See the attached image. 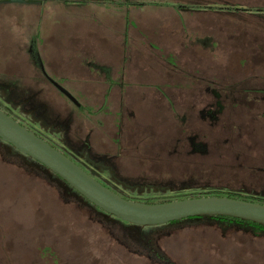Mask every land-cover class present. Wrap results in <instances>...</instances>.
Wrapping results in <instances>:
<instances>
[{
	"label": "rangeland",
	"instance_id": "374dc122",
	"mask_svg": "<svg viewBox=\"0 0 264 264\" xmlns=\"http://www.w3.org/2000/svg\"><path fill=\"white\" fill-rule=\"evenodd\" d=\"M30 1L0 0V77L7 82L0 87L2 111L130 201L157 204L212 192L264 197V174L258 172L264 170V105L223 104L215 121H209L199 116L205 107L201 98L181 95L206 61L216 65L215 73L236 72L215 79L222 85L238 83L240 96L262 95L264 0H114L133 7L124 9L129 13L128 56L112 81L108 73L118 57L114 53L122 48L107 51L112 42L106 38L98 44L87 17L98 0L84 5L41 0L37 7ZM117 13L116 19H124ZM196 19L200 30L188 32L192 26L186 25L181 35L183 22ZM206 32L215 40L214 59L186 60V55L211 54L195 42ZM80 33L86 36L84 44L76 37ZM177 42L189 53L176 50ZM98 50L104 52L95 56ZM68 52L78 56L69 58ZM121 74L124 81L118 82ZM245 76L247 81L240 83ZM50 78L83 109L58 92ZM15 83L26 89L6 88ZM108 88L113 91L106 98ZM166 90L171 98V92L179 93V102L194 103L183 110L182 126L174 120L175 110L168 112L172 105ZM213 94L219 95L218 90ZM208 101L209 109L218 110L213 109L217 99ZM191 135L205 147L204 154L191 151ZM74 202L36 163L0 144V264H157L137 253L143 246L136 239L150 230L135 232ZM209 222L194 219L169 228L166 236H152L175 264H264V235Z\"/></svg>",
	"mask_w": 264,
	"mask_h": 264
},
{
	"label": "water",
	"instance_id": "95a60500",
	"mask_svg": "<svg viewBox=\"0 0 264 264\" xmlns=\"http://www.w3.org/2000/svg\"><path fill=\"white\" fill-rule=\"evenodd\" d=\"M76 106L66 90L54 84ZM0 140L41 164L63 180L96 208L130 225L161 227L192 218L225 217L264 227V205L228 197H200L160 204H146L122 198L85 172L65 154L39 138L0 109Z\"/></svg>",
	"mask_w": 264,
	"mask_h": 264
},
{
	"label": "crops",
	"instance_id": "0c3cea01",
	"mask_svg": "<svg viewBox=\"0 0 264 264\" xmlns=\"http://www.w3.org/2000/svg\"><path fill=\"white\" fill-rule=\"evenodd\" d=\"M37 1H41V0H37ZM73 1H75V2L76 1H83V3H80L81 5L89 3L86 0H73ZM104 1H108V2L104 3ZM93 3L94 4L92 6H94V5H99V6H96L95 8H91L92 10L87 11V17H88V24L93 27L94 33L98 36L96 38L98 44H100L102 38H106V39H109L110 42H112V44H110V48H109L110 50H107V51H112L114 53L113 48L118 47V45L122 48V51H119L121 55L118 52L116 54L114 53V55H118V57H117L116 61H114V60L112 61L113 70L111 69L108 73L109 81H112V80H110L112 78L111 76L113 75L114 72H117V73L121 72V70L123 69V67L125 65V60L128 56V55H126L124 48L126 45L125 37L129 33V29L127 26L129 24V22H128L129 13L127 10H124V9H127L128 7H133V5H129L130 3H127L126 1L120 3V2L114 1V0H98V1H94ZM39 5H42V4L40 3ZM117 12H121L124 15V19L121 17L122 21L124 22L123 26H122V32L120 31V20H121V18H119V19L115 18L116 16H118ZM102 15L104 17H107V19L104 18ZM199 19H203V18H199ZM199 19H196V21L191 20V22L188 24H185L183 22L182 29L180 30V34L182 35L184 33L183 31L186 30V25L192 26V28H190V30L188 32L192 33L193 31H196L197 29L200 30L199 29L200 23L198 21ZM112 24H116V26L112 27L111 26ZM83 26H88V25H83ZM80 34L79 35L76 34V37L80 36L81 43L84 44V41L86 40V36L82 35L84 33H82L81 35ZM171 34H176V33H171ZM121 38H123V42H124L123 45L119 44V42L121 41ZM132 41L133 40H131L130 42H132ZM214 41H215L214 38L210 37L209 33H207V32L204 33L203 37L195 39V42H196L197 46H199L201 48V51L202 50H206V51L208 50V51H210L211 54L199 52L196 55H186L185 59L186 60L191 59V60L195 61L196 59L197 60H204L205 58H207L209 60V58L212 57V60H213L214 55H215V53L212 51V48L214 47V45H213ZM88 43H90V41H88ZM114 44L116 46H114ZM194 46H195V43H192L190 45V48L194 47ZM91 49L97 50V48H95L94 46H92ZM176 50L181 51L183 54H185V52H186V54L189 53V52L187 53V49H185V47L183 45H180L179 42H177ZM178 51H176V52H178ZM94 52H95V56H97V53H102L104 51L98 50V51H94ZM167 52H168V50H167ZM161 54L162 53H160L159 56H161ZM131 55H133V53H131ZM165 55H166V53L164 54V56ZM176 55H179V54L176 53ZM66 56L69 58H75L78 56V54H77V52H75L73 54L71 52H68V54ZM206 63H207L206 66H201L199 63V66H201V67L195 73L193 72V74L189 77L191 82L189 84H186L185 88H186L187 93L186 94L181 93V95H185L187 98H190V99L210 98L213 96V94L210 92H204V93L194 92L191 94V91H193V90L208 89L210 87L209 86L210 82L212 80H215L213 77H214V74L216 71L215 70L216 65H214V67H210V64L208 63V61H206ZM121 66H122V69H121ZM116 68L118 69L117 71H116ZM93 70L97 71V69H93ZM156 70L157 69H154V72H157ZM193 70H195V69L193 68ZM224 75L225 74H223V76ZM74 76H78V77H75L78 82L84 81V78L80 76V71L74 70ZM117 79H118V82L124 81V77L122 74H121V77H117ZM196 79H198L197 83L195 82ZM195 84H198V85H195ZM190 86H191L192 90L189 89Z\"/></svg>",
	"mask_w": 264,
	"mask_h": 264
},
{
	"label": "trees",
	"instance_id": "16d2710c",
	"mask_svg": "<svg viewBox=\"0 0 264 264\" xmlns=\"http://www.w3.org/2000/svg\"><path fill=\"white\" fill-rule=\"evenodd\" d=\"M65 3H83V1H74V2H69V0H64ZM108 1H104V3H107ZM118 5V4H117ZM136 5V4H135ZM236 10V9H235ZM83 109V108H82ZM7 114V113H6ZM10 116V114H7ZM11 117V116H10ZM12 118V117H11ZM13 119V118H12ZM16 120V119H14ZM17 122H19L18 120H16ZM20 123V122H19ZM22 126H24L22 123H20ZM29 131L30 130L28 127H26ZM33 132V131H32ZM35 133V132H34ZM39 138L43 139L42 137H40V135H38L37 133H35ZM45 140V139H43ZM46 141V140H45ZM48 142V141H46ZM0 144H4V142H2L0 140ZM52 147L56 148L57 150H59L56 146H54L53 144L49 143ZM5 145L11 147L10 145L6 144ZM12 148V147H11ZM13 149V148H12ZM17 153H19L17 150H15ZM21 156L25 157L26 159L31 160L32 162L36 163L42 170L44 173H46L47 177L50 179V181H53L57 188L61 191V195L63 194L64 196L70 198L71 200H74L79 207L82 208H87L89 210V212L93 213L94 215L96 214L97 217L99 218H106V219H110L112 223L114 224H119L120 226H126V227H130L133 229V231L137 232L139 229H144L142 227H138V226H134V225H130L126 222H123L119 219H116L113 216H110L108 214H106L105 212H103L102 210L96 208L94 205H92L91 203H89L86 199H84L83 197H81L76 191H74L71 187H69L63 180H61L58 176L48 172L46 170V168L44 166H42L41 164L35 162L34 160L30 159L27 156L22 155L21 153H19ZM105 186V185H104ZM116 193V192H115ZM118 194V193H117ZM119 196H121L122 198L127 199L125 196H123L122 194H118ZM210 196H217V197H228V198H233V199H239V200H244V201H249V202H253V203H259L264 205V197H249V196H244L242 194H240L239 192H227V193H211L209 195H205V196H198L197 198L200 197H210ZM187 199V198H184ZM137 201V200H136ZM135 201V202H136ZM146 204H154V203H150L148 201H144ZM166 202H171L170 200H162L160 202H158L157 204L160 203H166ZM194 219H201V220H207L210 221L209 223H223L225 225H227L230 229L233 226H242L244 228H248L249 231H251V233L255 236V237H260L264 235V227L251 223V222H245V221H241V220H237V219H232V218H225V217H203V218H192V219H187V220H183L180 222H174V223H170L168 225L165 226H161V227H148L145 229H148L149 233L145 236H140V238H137V242L139 243V248L141 246H143V250L141 249L140 251H137V253H139L140 255H144L145 257H147L151 262L157 263V264H175L174 262H172L167 255L160 249L159 245L155 244V238L154 237H160V235L162 236H166L168 235L166 232H170L169 230L175 229V227H177V225L182 224L180 227H183L186 224H192L194 223ZM179 227V228H180ZM172 228V229H169ZM144 229V230H145ZM153 235V236H152ZM138 237V236H136Z\"/></svg>",
	"mask_w": 264,
	"mask_h": 264
},
{
	"label": "flooded vegetation",
	"instance_id": "af4514ba",
	"mask_svg": "<svg viewBox=\"0 0 264 264\" xmlns=\"http://www.w3.org/2000/svg\"><path fill=\"white\" fill-rule=\"evenodd\" d=\"M69 2H71V1H69ZM24 3V2H23ZM33 3H36L37 5L35 6ZM41 3V1H37V0H31L30 1V5H32V6H34V7H37L39 4ZM1 15H3V13L1 14ZM0 15V16H1ZM171 52V51H170ZM166 56V55H165ZM176 56H178V55H176ZM162 57H164V55H161L160 56V58H162ZM191 60V59H190ZM226 61H230V59H228V60H226ZM160 64H161V66H165V62H164V60H160ZM156 69V68H155ZM171 69H174V70H176V68H171ZM227 72H226V75H224V76H231L232 74H235L236 72L235 71H232V70H226ZM239 74H241V72H239L237 75H239ZM216 75H221L220 74V72H217V73H215L214 74V79H215V77H216ZM221 76H223V75H221ZM223 76V77H224ZM241 76H242V74H241ZM46 77V79L48 78L47 76H45ZM248 77L249 76H245V77H242L241 79H238V81L240 82V83H242L241 81L242 80H244V81H247V79H248ZM256 79H257V77H256ZM33 80V79H32ZM226 80V79H225ZM241 80V81H240ZM48 81H49V79H48ZM218 81V80H217ZM217 81H216V79L215 80H212L210 83L211 84H213V85H211V84H209V88L208 89H199V90H193V91H191V94L192 93H194V92H200V93H204V92H210V93H212L213 94V91L215 92V90L217 91L218 90V93H219V95L217 94V95H214L213 94V96L212 97H210V98H214V99H217V101L215 102V108H213V109H218V110H212V108L211 109H209L208 108V105L210 104L209 103V101H208V99H210V98H201L204 102H203V104H205V107H203L200 111H199V116L202 118V119H205V118H207V120H209V121H215V119H216V116H217V114H219V112L218 111H221L222 109H221V105H223V104H245V105H264V91H262V95H260L259 97H257V96H240L239 94L240 93H236L237 92V89H238V83L236 84V83H233L232 85L231 84H224V85H222L223 83H221L220 81H218V83L219 84H221L219 87L215 84V83H217ZM50 82L53 84L52 86L54 87V88H56V90H58V92H60L59 91V89L54 85V84H56L55 83V81L54 80H52L51 78H50ZM5 80H3V77H0V87L1 88H4V86L7 84V82L5 83ZM229 83V82H228ZM239 83V84H240ZM15 85V86H14ZM13 85V87L12 86H9V87H6L7 89H14V88H18V89H26V88H23V87H20L18 84H14ZM56 85H58V84H56ZM195 85H197V84H195ZM59 86V85H58ZM217 86V87H216ZM218 88V89H217ZM170 89H173V87H171ZM177 90H180V89H178V88H176ZM190 90H192L191 89V86H190V88H189ZM112 88H108L107 90H106V92H105V97L106 98H109V97H111L110 95L112 94ZM222 91V92H221ZM61 93V92H60ZM181 93L182 94H186L187 93V91H186V88H184V90L183 91H181ZM225 93V94H224ZM62 94V93H61ZM171 94L173 95L174 94V98H171V97H169V95H168V92H167V90H166V94L164 93V95H165V98L166 99H168V100H171L170 101V104L172 105L171 106V108H169V113H171V112H173L174 110H175V113H173L174 114V116H175V118L176 119H178V120H176V119H174L175 121H177V124L179 123V125L180 126H182L183 125V123H185V120H186V118H187V115H186V113H183V110H187L188 111V106H191L192 104H194V103H190V102H186V101H183V102H179L178 101V98H177V96H178V94H175V93H172L171 92ZM238 94V95H237ZM63 95V94H62ZM222 95V96H221ZM63 96H65V95H63ZM239 96V97H238ZM66 97V96H65ZM116 97H117V95H116ZM221 97H223V98H221ZM67 98V97H66ZM68 99V98H67ZM194 99H196V98H194ZM197 99H199V98H197ZM175 100V101H174ZM198 102V101H197ZM74 104V103H73ZM117 104H118V102H117ZM177 104V106H175ZM191 104V105H190ZM75 105V104H74ZM80 105V104H79ZM76 106V105H75ZM179 106V108H180V111H181V113H179L178 112V110L176 109V107H178ZM183 106H185L184 108H183ZM77 108H82V106L80 105L79 107L78 106H76ZM3 107H1L0 106V109L1 110H3L2 109ZM101 110H102V108H101ZM167 113V112H166ZM250 113V112H249ZM117 114H118V112H117ZM172 114V113H171ZM129 115H131V114H129ZM262 117H264V113H263V115H261ZM170 121H172V120H170ZM118 126L117 127H119V123L117 124ZM170 125L172 126V129H174V124L173 123H171L170 122ZM176 128L178 129V125H176ZM181 128V127H180ZM119 129V128H118ZM194 137H193V135H191V136H189V144H190V148H191V151L193 152V153H198V154H204L205 153V147L202 145V144H196V143H194ZM171 141V138L169 137V142ZM259 173H263L264 174V170H259L258 171ZM264 176V175H263ZM259 178H260V176H259ZM264 180V178L262 179V181ZM259 183H260V181H259ZM109 188V187H108ZM213 194H215V193H218V192H212ZM211 194V193H210ZM205 195H209V194H195V195H193L194 197H190V198H197L198 196H205ZM125 199V198H124ZM127 200H129V199H127Z\"/></svg>",
	"mask_w": 264,
	"mask_h": 264
}]
</instances>
